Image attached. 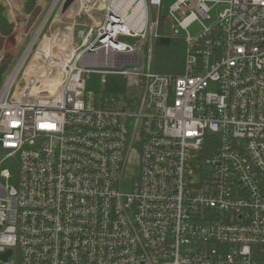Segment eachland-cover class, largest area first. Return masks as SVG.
<instances>
[{
	"label": "built area",
	"instance_id": "obj_1",
	"mask_svg": "<svg viewBox=\"0 0 264 264\" xmlns=\"http://www.w3.org/2000/svg\"><path fill=\"white\" fill-rule=\"evenodd\" d=\"M77 1L102 18L46 57L55 87L25 70L36 41L0 85V264H264V0ZM160 35L186 42L180 74L152 69Z\"/></svg>",
	"mask_w": 264,
	"mask_h": 264
},
{
	"label": "rangeland",
	"instance_id": "obj_2",
	"mask_svg": "<svg viewBox=\"0 0 264 264\" xmlns=\"http://www.w3.org/2000/svg\"><path fill=\"white\" fill-rule=\"evenodd\" d=\"M174 2L175 0H163V8L170 10ZM11 3L15 11V18L11 16L9 11L8 12L13 21L14 29L7 36H0V65L6 64L10 66V72L8 73L10 74L22 59L31 41L33 40L28 51L36 41L26 64L25 70H28L34 66L37 79L39 80V89L43 91L51 90L55 87L57 82L56 75L58 74V70L53 69L52 72H50L51 69L48 66V60L46 57L53 56V60L55 57L62 56V51L60 50V46L57 43L58 41L63 43V47L65 48H77L81 46L88 30L92 26H95L96 23L102 18L103 11L101 13L98 11L94 13V16L98 21L95 23V25H93L94 22H90L88 20L89 16L91 15L90 13H78L80 2H73L65 11H63V6L59 5V7L52 14L48 24L45 26L44 34L46 38L43 37L44 34L37 38L38 33L45 23H42V21L50 8L52 1H37L33 11L29 14L23 11L25 5L24 0H11ZM7 8L9 10V7ZM221 8L222 7L220 5L213 7L211 11V17L209 19H201L200 21L193 22L188 26L187 29H182V35L187 33H190L194 37L200 35L205 27L211 26L217 20V13L221 10ZM153 10L156 14H158V7H154ZM79 18L82 19L80 20ZM41 23L43 25L40 26ZM166 23L167 30H170L173 23L172 18L168 19ZM36 31L37 33L35 35ZM154 41L155 39L152 41L147 39L144 43L145 52L149 54V51H151V58H153V53L155 51ZM48 47L52 48L53 55L46 56L44 53L42 55V51L44 52V50H47L48 52ZM36 65H41V67H36ZM127 84L128 87L125 95L121 97L122 99L133 98L140 94L141 89L134 85V80L132 78H128ZM23 85L24 80L21 78L19 81V88H21ZM135 160L136 159L134 158V161ZM135 168V165L131 166L132 171Z\"/></svg>",
	"mask_w": 264,
	"mask_h": 264
},
{
	"label": "trees",
	"instance_id": "obj_3",
	"mask_svg": "<svg viewBox=\"0 0 264 264\" xmlns=\"http://www.w3.org/2000/svg\"><path fill=\"white\" fill-rule=\"evenodd\" d=\"M39 0H24L23 11L31 13ZM52 1V0H47ZM14 29L13 21L9 15L8 8L0 0V36L9 35ZM155 51L152 58V69L161 74L177 75L184 70V60L186 53V42L182 37H166L160 35L155 41ZM10 72V66L0 65V85ZM99 78V77H98ZM96 76L92 81L98 80ZM92 87V83L89 85ZM126 87V80L122 76H109L106 91H123Z\"/></svg>",
	"mask_w": 264,
	"mask_h": 264
},
{
	"label": "bare ground",
	"instance_id": "obj_4",
	"mask_svg": "<svg viewBox=\"0 0 264 264\" xmlns=\"http://www.w3.org/2000/svg\"><path fill=\"white\" fill-rule=\"evenodd\" d=\"M126 10H127V7H125L124 8V10H123V12H126ZM51 12V11H50ZM49 12V13H50ZM48 18V16L46 17V19ZM46 19L44 20V22L46 21ZM43 25V24H42ZM39 34V33H38ZM67 43V42H66ZM68 44V43H67ZM45 49H47V48H45ZM28 53V52H27ZM26 53V54H27ZM42 53V55H43V53L46 55V56H51V55H53V53H52V48L51 47H48V52H47V50L45 51L44 50V52L42 51L41 52ZM26 54H25V56H26ZM25 56L23 57V59L22 60H24V58H25ZM53 57V56H52ZM52 57L50 58V59H52ZM54 58V57H53ZM54 61H56L57 60V57H55V59H53ZM57 78H58V76H56V80H57Z\"/></svg>",
	"mask_w": 264,
	"mask_h": 264
},
{
	"label": "crops",
	"instance_id": "obj_5",
	"mask_svg": "<svg viewBox=\"0 0 264 264\" xmlns=\"http://www.w3.org/2000/svg\"><path fill=\"white\" fill-rule=\"evenodd\" d=\"M102 8H103L102 6H100L99 4H97V5L95 6V8L93 9L94 12L92 11L93 13H91V15L89 16L90 19L88 18V20H89L90 22H94L93 25H95V23L98 21V20L96 19V17L94 16V13L97 12V11L101 13V12L103 11Z\"/></svg>",
	"mask_w": 264,
	"mask_h": 264
},
{
	"label": "water",
	"instance_id": "obj_6",
	"mask_svg": "<svg viewBox=\"0 0 264 264\" xmlns=\"http://www.w3.org/2000/svg\"><path fill=\"white\" fill-rule=\"evenodd\" d=\"M74 2V0H65L64 4H63V11H65L66 9L69 8V6ZM32 42V41H31ZM31 44V43H30ZM29 44V46H30ZM10 255V251H8L6 254L2 255L3 257H6Z\"/></svg>",
	"mask_w": 264,
	"mask_h": 264
}]
</instances>
